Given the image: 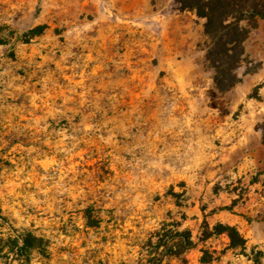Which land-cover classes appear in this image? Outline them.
<instances>
[{"label": "rangeland", "instance_id": "rangeland-1", "mask_svg": "<svg viewBox=\"0 0 264 264\" xmlns=\"http://www.w3.org/2000/svg\"><path fill=\"white\" fill-rule=\"evenodd\" d=\"M203 23L0 0V264H264V20L224 92Z\"/></svg>", "mask_w": 264, "mask_h": 264}, {"label": "trees", "instance_id": "trees-1", "mask_svg": "<svg viewBox=\"0 0 264 264\" xmlns=\"http://www.w3.org/2000/svg\"><path fill=\"white\" fill-rule=\"evenodd\" d=\"M179 11H191L203 19V32L208 39L205 60L213 71V83L227 91L238 81L236 69L245 61L244 41L257 20H264V0H173ZM214 230L224 232L230 246L243 245V239L233 227L221 226ZM176 247L180 254L191 247L187 232L178 233Z\"/></svg>", "mask_w": 264, "mask_h": 264}]
</instances>
